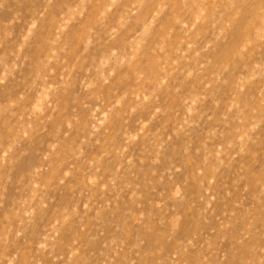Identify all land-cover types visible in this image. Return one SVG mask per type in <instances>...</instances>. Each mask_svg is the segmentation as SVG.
Instances as JSON below:
<instances>
[{
    "label": "clouds",
    "instance_id": "9594fccd",
    "mask_svg": "<svg viewBox=\"0 0 264 264\" xmlns=\"http://www.w3.org/2000/svg\"><path fill=\"white\" fill-rule=\"evenodd\" d=\"M104 2L115 6L119 0ZM140 2L148 12L136 18L135 27L104 17L96 7L100 0H33L27 19L16 21L22 24L18 32L11 26L0 29V92L18 85L12 74L17 68L32 67L38 59L41 64L35 83L13 96V116L19 119L11 124V132L0 135V173L27 154L42 124L52 119L48 114L66 89L51 77L42 57L53 47L62 50L58 46L69 36L78 34L85 51L91 49L84 71L85 79L94 82L89 96L96 102L86 105L87 116L73 125L77 138L51 169L52 182L39 202L30 206L34 215L24 218L22 212L19 222L0 229V264H34L45 244L49 249L79 248L83 255L76 257V264H264V0ZM6 3L0 0V9ZM69 20L74 21L71 28ZM145 28L151 30L145 34ZM141 36L144 44L138 48ZM185 44L188 51L196 52L191 59L181 51ZM167 49L178 53V59L173 60ZM80 57L85 59L83 52ZM190 63L197 66L189 67ZM205 69L209 83L197 93L199 104L193 107L178 94L177 78L188 81ZM49 84L56 85L50 102L42 111H33L41 87L47 89ZM106 87L108 96L103 93ZM173 95L180 110L175 117L171 115L175 109L164 102ZM206 100L211 105L205 109ZM171 120L177 132L183 128L186 134L205 125L200 142L192 141L185 149V164L192 161L191 175L173 182L159 205L141 210L147 223L141 222L139 232L134 225L113 223L103 230L92 225L96 231L87 251L84 244H72L92 235L80 231L91 220L100 222L98 216L89 220L90 213L112 212L106 201L119 200L122 181L136 167L134 160L161 162L166 141L157 143V133ZM183 166L173 164L169 179ZM193 177L208 187L198 184V198L189 201L187 187ZM70 189L68 196L54 195ZM209 191L211 199L223 206L219 215L217 208L206 206L203 193ZM50 200L56 203H46ZM137 200L133 199V206ZM81 205L83 214L78 211ZM187 207L194 209L195 228L185 226ZM126 216L129 221L139 220L134 211Z\"/></svg>",
    "mask_w": 264,
    "mask_h": 264
},
{
    "label": "rangeland",
    "instance_id": "374dc122",
    "mask_svg": "<svg viewBox=\"0 0 264 264\" xmlns=\"http://www.w3.org/2000/svg\"><path fill=\"white\" fill-rule=\"evenodd\" d=\"M96 7L104 14V17L127 22L133 27L136 26V18L140 17L142 13L148 12V6L142 4L140 0H119V3L115 6H106L104 0H100V3ZM74 9L75 5H73ZM32 11L33 0H7L5 8L0 9V29L7 30L11 26L14 29L16 28L18 32L22 24H17L16 21L19 20L22 23ZM157 15L159 14L157 13ZM73 23L74 21L69 20L67 27L71 28ZM150 30V28H145L144 33L146 34ZM173 38H175V33L173 34ZM136 44L138 48L144 44L143 36L137 38ZM58 47L62 50H57V47H53L49 53H45L42 59L45 65L51 68V77L54 80H60L66 90L58 95L57 103L54 105L55 110L48 114L52 119L42 124L39 133L26 149L27 154L22 156L17 163L11 165L5 172L0 173V229L5 225L11 226L13 221L19 222L22 212L24 213V218L34 215L30 206H34L39 202L45 186L52 182L51 169L63 160L68 145L77 138V131L73 125H76L77 121L83 120L88 114V107H92L96 103L89 96V91L94 82L85 79L88 73L84 71V66L89 63L86 57L88 51H91V49L85 51L84 45L79 43L78 34L75 37L69 36ZM173 47L175 46L173 45ZM180 48L181 51L187 53L189 59L196 55V52L188 51L186 44L181 45ZM165 51H167L173 60L178 59V53L173 54L171 49ZM81 52L84 53L85 59L80 57ZM151 55L149 53V58H151ZM159 55L164 56L165 52H161ZM53 57L56 59H53ZM145 63H147V60ZM181 63L183 64L184 62L181 61ZM78 64L80 65L79 68L76 67ZM196 66L195 63L189 64V67ZM40 70L41 64L39 59L32 67L17 68L12 74L17 77L19 81L18 85L7 93L0 92V135H7L11 132V124L15 123L16 119H19V117L13 116L15 108L13 96L17 92H22L29 84H34L36 76L40 74ZM205 77H209L210 79L207 69L201 72L199 76L194 75V78L188 81H184L182 76H178L177 78L176 86L180 89L178 94L188 98L193 107L199 104L197 93L208 86L209 80L205 79ZM55 89V84H49L47 89L41 87L40 93L37 94L33 111H42V106L45 102H50L51 93ZM209 91H212V89L209 88ZM103 93L105 96L110 95L107 87L103 90ZM164 102L175 109L171 113L175 117L180 111L176 104L175 95L172 97L166 96ZM210 105L211 101L206 100L202 107L206 109ZM204 126L202 123L200 128L196 130L190 129L189 133L186 134L183 128L179 132L176 131L175 120L165 121L162 126L163 130L157 133L159 139L156 140L157 143L166 141V143L162 144L161 162L154 165L147 161L142 162L143 157L139 160H134L133 162L136 164V167L122 181L124 191L121 193L119 200L115 202L106 201L108 208L112 212L97 213L93 211L90 213L89 220H91L92 216H98L100 222L91 220L89 227L80 229V231L85 234L91 231L92 235H85L83 239L79 241L73 240L71 243L84 244L86 245L85 251H87L89 240L93 239L96 228L102 230L110 228L113 223L119 227L134 225L135 230L139 232L142 227L141 222L147 223L141 210L145 208L151 210L153 204L159 205L161 195L171 190L173 182L182 181L185 177L191 175L192 161L188 159L185 164L187 159L185 149L188 148L192 141L200 142L204 135ZM206 126L211 128V122H207ZM103 142L102 140L101 143ZM137 143L141 145L142 149L144 141L140 140ZM98 149L99 145H96V150ZM49 153H54V155L49 157ZM95 154V151H93V155ZM104 163V161H101V164ZM173 164L176 167L184 166L181 168V172L176 173L170 180L168 170ZM109 167L111 166L109 165ZM198 184H202L204 188L208 187L207 182H198L193 177L187 187L189 201L193 198H198ZM217 185H219L217 190L220 191L222 189L220 180H217ZM70 193L71 189L67 193H55L54 195L59 199L61 196L70 195ZM203 195L208 198L206 206L217 208V215H219L223 206L217 205L211 199L212 193L210 191L204 192ZM137 197V203L133 206L132 201ZM46 203H56V200L46 201ZM125 205L128 207L125 208ZM78 211L83 214L84 209L82 205ZM128 211H134V215L139 217V220L129 221L126 216ZM185 221V226L188 228L198 226V223L194 220V209L191 207L185 209ZM85 223H88V220H85ZM92 225H95L96 228H93ZM212 226H215V221H213ZM49 229L53 230V226H49ZM146 230L144 229V231ZM53 235L59 236V233L53 230ZM78 255H83L79 248L60 246L56 249H49L48 245L45 244L43 254L37 256L34 264H76V257ZM81 264H87V262L81 261Z\"/></svg>",
    "mask_w": 264,
    "mask_h": 264
}]
</instances>
